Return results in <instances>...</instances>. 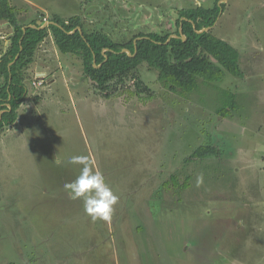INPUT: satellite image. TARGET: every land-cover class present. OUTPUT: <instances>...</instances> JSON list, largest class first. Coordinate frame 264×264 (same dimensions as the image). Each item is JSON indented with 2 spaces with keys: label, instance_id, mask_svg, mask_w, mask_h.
I'll list each match as a JSON object with an SVG mask.
<instances>
[{
  "label": "rangeland",
  "instance_id": "1",
  "mask_svg": "<svg viewBox=\"0 0 264 264\" xmlns=\"http://www.w3.org/2000/svg\"><path fill=\"white\" fill-rule=\"evenodd\" d=\"M10 2L25 27L80 15L125 42L174 34L180 10L215 0ZM218 4L211 32L239 51L242 75L200 79L189 94L143 63L147 92L129 81L105 97L78 57L52 37L39 45L18 120L0 132V264H264V0ZM12 35L1 21L0 58ZM73 156L119 197L110 221H93L65 190L82 167Z\"/></svg>",
  "mask_w": 264,
  "mask_h": 264
},
{
  "label": "trees",
  "instance_id": "2",
  "mask_svg": "<svg viewBox=\"0 0 264 264\" xmlns=\"http://www.w3.org/2000/svg\"><path fill=\"white\" fill-rule=\"evenodd\" d=\"M219 1L215 0L212 7L180 10L174 34L140 32L125 42H118L103 30H87L80 15L67 20L53 15L50 20L53 24L44 29L27 28L24 33L25 26L18 20L16 7L10 0H0V22H7L13 29L10 46L0 58V112L4 111L0 132L17 122L18 111L28 95L24 71L33 63L39 45L49 37L61 54L81 60L84 76L105 97H109L112 88L129 81L135 85V94L147 92L148 86L138 75L143 63L158 71L159 80L167 89L181 94L197 91L200 79L212 84L222 81L226 73L241 76L239 51L211 31H203L216 23L222 7ZM31 24L36 25V21ZM78 27L83 35L79 31L70 34ZM123 50H129L131 55ZM18 54V60L12 64ZM234 108L235 104H231L222 113L227 116ZM172 179L176 181L175 175Z\"/></svg>",
  "mask_w": 264,
  "mask_h": 264
},
{
  "label": "clouds",
  "instance_id": "3",
  "mask_svg": "<svg viewBox=\"0 0 264 264\" xmlns=\"http://www.w3.org/2000/svg\"><path fill=\"white\" fill-rule=\"evenodd\" d=\"M60 166L64 161L57 159ZM67 163L82 165L79 175L70 183L64 185L71 199L83 201L84 212L93 220L110 221L119 197L105 181L104 175L93 171L87 157L73 156ZM202 182V178L198 183Z\"/></svg>",
  "mask_w": 264,
  "mask_h": 264
},
{
  "label": "water",
  "instance_id": "4",
  "mask_svg": "<svg viewBox=\"0 0 264 264\" xmlns=\"http://www.w3.org/2000/svg\"><path fill=\"white\" fill-rule=\"evenodd\" d=\"M50 24H53V23L49 22V23L44 24V23H42L41 21H37V22H36V25L31 24V25H29V26H27V27H24V28H23V31H24V33H25L27 28H33V29H44V28L48 27ZM213 27H214V26L209 27V28H206V29L203 30V31H211ZM76 31H79L80 34L83 35L82 29H81L80 27H78L77 29H75V30H74L73 32H71L70 34H73V33H75ZM203 31H200L199 33H202ZM180 33L182 34V31H181V30H180ZM171 37H175V38H177L178 36H177V35H173V36H171ZM182 38H183L184 41L186 40V37L183 36ZM21 51H22V48H21L20 52H21ZM123 52H126L127 54L131 55L129 50H123ZM19 55H20V54H18V55L16 56V58H15V60H14V62H13L12 64H14V63L18 60ZM12 64H11V65H12ZM8 107H9V109H11L10 106H8ZM3 112H4V111H1V112H0V123H1V121H2V114H3Z\"/></svg>",
  "mask_w": 264,
  "mask_h": 264
},
{
  "label": "built area",
  "instance_id": "5",
  "mask_svg": "<svg viewBox=\"0 0 264 264\" xmlns=\"http://www.w3.org/2000/svg\"><path fill=\"white\" fill-rule=\"evenodd\" d=\"M38 80H40L39 85H41L43 83V80L42 79H38ZM35 85H37V84H35Z\"/></svg>",
  "mask_w": 264,
  "mask_h": 264
},
{
  "label": "flooded vegetation",
  "instance_id": "6",
  "mask_svg": "<svg viewBox=\"0 0 264 264\" xmlns=\"http://www.w3.org/2000/svg\"><path fill=\"white\" fill-rule=\"evenodd\" d=\"M214 26H215V24H214ZM173 36V35H172Z\"/></svg>",
  "mask_w": 264,
  "mask_h": 264
}]
</instances>
